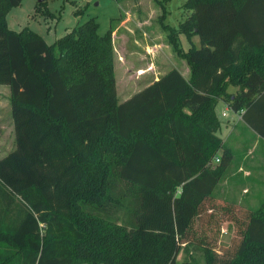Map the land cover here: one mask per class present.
<instances>
[{
	"label": "trees",
	"instance_id": "obj_1",
	"mask_svg": "<svg viewBox=\"0 0 264 264\" xmlns=\"http://www.w3.org/2000/svg\"><path fill=\"white\" fill-rule=\"evenodd\" d=\"M22 1L0 0L16 141L0 159V264H176L192 245L206 264H264V202L241 212L232 250L192 234L233 161L218 103L264 140V0H186L178 29L171 0H155L191 79L172 69L121 104L112 27L100 35L92 18L48 44L6 27ZM45 3L37 10L55 16ZM180 33L200 46L183 50Z\"/></svg>",
	"mask_w": 264,
	"mask_h": 264
},
{
	"label": "rangeland",
	"instance_id": "obj_2",
	"mask_svg": "<svg viewBox=\"0 0 264 264\" xmlns=\"http://www.w3.org/2000/svg\"><path fill=\"white\" fill-rule=\"evenodd\" d=\"M185 2L170 1L166 24L179 28L180 22L187 17L183 9ZM37 5L38 0H23L20 6L9 8L4 18L6 27L16 32L24 28L31 29L48 44L55 43L92 18L99 24L100 35H105L112 27L114 73L120 101L125 91L132 90L131 80L145 81L183 62L186 66V60L173 51L168 42V33L160 25L162 10L155 0H46L42 9L54 13L52 17H46L38 11ZM179 42L185 51L192 42L200 46L197 36L192 37L191 42L184 33L179 34ZM5 88V84H0V96L4 98L7 94ZM236 90L235 87L229 89L232 93ZM2 99L0 97V126L6 131L0 133V155L13 147L9 116ZM224 113L226 116H223ZM10 114L12 119L11 106ZM215 117L220 126L217 135L231 148L233 161L214 192L212 209L193 222L192 234L202 245H206L208 240L218 249L232 250L242 228L243 221L238 220L241 212L245 209L256 211L264 202V185L253 187L254 190L260 188L261 192L242 191L244 187L251 186L248 185L249 181L243 179L244 167L251 161L258 164L260 158H264V141L249 129L239 114L233 113L223 102L218 103ZM240 167L244 170H240ZM260 178L264 180V171ZM176 264H206L204 252L195 245L188 246L186 252L181 251L178 255Z\"/></svg>",
	"mask_w": 264,
	"mask_h": 264
},
{
	"label": "crops",
	"instance_id": "obj_3",
	"mask_svg": "<svg viewBox=\"0 0 264 264\" xmlns=\"http://www.w3.org/2000/svg\"><path fill=\"white\" fill-rule=\"evenodd\" d=\"M184 63V62H183ZM179 64L178 67H175L173 69H177L181 75L184 77V79L186 81H189L191 79V69L188 65V63L186 62V66L185 64ZM172 70V69H171ZM170 71V70H169ZM169 71L167 72H164V73H161L160 75H157L153 78H146L145 81L144 80H131L133 81V88L131 91H125L122 95H123V99L122 101H120L119 99V95L117 93V98H118V102L121 104V103H124L125 101L129 100L130 98H132L133 96H135L136 94L142 92L144 89H146L147 87H149L150 85H152L154 82L158 81L160 78H162L163 76H165ZM152 77V76H151ZM6 85V84H5ZM231 87H234V86H231ZM236 88V87H235ZM230 89V87H229ZM237 89V88H236ZM5 90L7 91V94L4 97L0 96L3 101V103L5 104L6 108V112H8V116H9V121H10V132L12 134V138H13V147L7 151L5 154L3 155H0V159L3 158L4 156H6L8 153H10L11 151H13L15 148H16V141H15V131H14V124H13V119H11L10 117V89H9V86L6 85V88ZM237 91V90H236ZM232 93V92H231ZM236 93V92H234ZM1 125V124H0ZM250 129V128H249ZM6 130L4 127L0 126V133H4ZM264 141V140H263ZM3 156V157H1ZM245 171H244V181H249L250 183H248V185H251L250 187L248 185L249 188L247 187H244L242 189V191L244 193H247V192H252V191H257V192H261L260 188H257V189H253L254 186H258V187H261L264 185V180H261L260 178V175L261 173L264 171V158H260L258 164H255L254 161H251L249 162L248 165H245ZM240 170H244L243 167H240ZM252 187V188H251Z\"/></svg>",
	"mask_w": 264,
	"mask_h": 264
},
{
	"label": "built area",
	"instance_id": "obj_4",
	"mask_svg": "<svg viewBox=\"0 0 264 264\" xmlns=\"http://www.w3.org/2000/svg\"><path fill=\"white\" fill-rule=\"evenodd\" d=\"M223 116H226V113H224ZM219 161H220L219 158H217V159L215 160V163H219Z\"/></svg>",
	"mask_w": 264,
	"mask_h": 264
},
{
	"label": "water",
	"instance_id": "obj_5",
	"mask_svg": "<svg viewBox=\"0 0 264 264\" xmlns=\"http://www.w3.org/2000/svg\"><path fill=\"white\" fill-rule=\"evenodd\" d=\"M44 0H38V3H42Z\"/></svg>",
	"mask_w": 264,
	"mask_h": 264
}]
</instances>
